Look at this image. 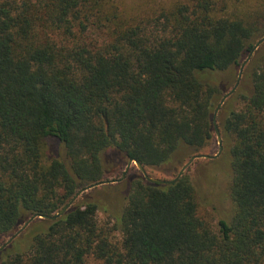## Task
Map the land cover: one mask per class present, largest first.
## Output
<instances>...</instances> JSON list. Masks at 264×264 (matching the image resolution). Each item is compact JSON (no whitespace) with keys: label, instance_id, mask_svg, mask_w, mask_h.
Here are the masks:
<instances>
[{"label":"trees","instance_id":"16d2710c","mask_svg":"<svg viewBox=\"0 0 264 264\" xmlns=\"http://www.w3.org/2000/svg\"><path fill=\"white\" fill-rule=\"evenodd\" d=\"M263 36L264 1L245 16L217 0H179L128 19L110 0H0V235L56 214L104 181L111 162L169 173L208 147L227 91L209 77L240 66ZM256 58L217 118L231 156L230 220L200 215L186 174L165 184L134 175L121 212L102 221L98 200L77 197L31 221L0 264H264V54Z\"/></svg>","mask_w":264,"mask_h":264},{"label":"rangeland","instance_id":"374dc122","mask_svg":"<svg viewBox=\"0 0 264 264\" xmlns=\"http://www.w3.org/2000/svg\"><path fill=\"white\" fill-rule=\"evenodd\" d=\"M117 6L119 13L124 18L137 19L144 16H150L162 7H168L179 0H110ZM220 4H225L226 12L230 15H249L262 6L264 0H217ZM259 41V40H257ZM259 52V53H258ZM264 52V41L251 53H249L242 61L240 66L230 68L224 72H217L210 75L209 78H217V82L221 83L227 90L223 96L232 90L235 86L237 90L245 79L246 71L251 72V68L247 70V66L254 56L258 59ZM261 55V56H260ZM248 79V78H247ZM234 90V91H235ZM218 118V115H217ZM58 149V148H57ZM56 148L54 150H57ZM219 151L217 133L212 143L195 153L187 156L180 165L173 171L163 172L156 168L146 167L149 175L164 179L173 178L181 167L195 154H209L214 156ZM224 147L219 156L214 158L198 157L186 168L183 174L191 179L195 189L199 204V213L202 217L209 219L213 224L217 225L219 219L230 220L234 203L230 192V181L232 177V167L229 164L230 154H223ZM225 153V152H224ZM228 155L229 157H227ZM128 165V160L111 162L108 166V173L105 180H112L107 183L96 185L92 188L83 190L78 198L83 200L85 197L91 196L99 201L101 211L100 219L107 220L112 213L121 212L127 202L129 193V182L134 175H143L137 165L133 163L125 177L124 171ZM107 209V211H103ZM113 215V214H112ZM116 236L118 233H115ZM11 235H0V246L5 244ZM84 264H104L93 257H88Z\"/></svg>","mask_w":264,"mask_h":264},{"label":"water","instance_id":"95a60500","mask_svg":"<svg viewBox=\"0 0 264 264\" xmlns=\"http://www.w3.org/2000/svg\"><path fill=\"white\" fill-rule=\"evenodd\" d=\"M264 41V36L256 43V45L254 46L252 52L258 47V45L260 43H262ZM236 86L230 90L228 93H226L223 98L221 99L220 103L218 104L217 106V109L215 110V113H214V126H215V129H216V133H217V138H218V144H219V151L216 155L214 156H211L209 154H195L193 155L189 160L188 162H186L182 167L181 169L178 171V173L173 177V178H170V179H164V178H159V177H153L151 175L148 174L147 170H146V167L138 160L136 159H133V158H130L128 160V165H127V168L126 170L124 171V174L123 176L120 178L123 179L126 175V173L128 172L129 170V167L132 165V163H135L137 165V167L139 168V170L143 173V176L150 182H153V183H162V184H165V183H168V182H172V181H175L176 179L180 178L184 171L186 170V168L193 162L194 159L198 158V157H205V158H214V157H217L219 156V154L222 152L223 150V138H222V135H221V132L219 130V127L217 126V115H218V112H219V109L220 107L222 106V104L224 103V101L226 100V98L228 96H230L234 90H235ZM112 180H106V181H101V182H97V183H94V184H91L89 186H87L86 188H83L81 189L72 199L71 201L67 204V206H65L63 209H61L59 212H57L56 214L54 215H47V214H34L33 216H31L30 218L27 219V221L21 226V228H19L16 232H14L11 237L9 238V240L0 246V249H2L3 247H5V245H7L11 240H13L23 229H25L27 227V225H29V223L31 221H33L36 217H40V218H46V219H53L61 214H63L67 208L76 200V198L79 196V194L85 190V189H89V188H92L96 185H99V184H102V183H107V182H110Z\"/></svg>","mask_w":264,"mask_h":264},{"label":"bare ground","instance_id":"6f19581e","mask_svg":"<svg viewBox=\"0 0 264 264\" xmlns=\"http://www.w3.org/2000/svg\"><path fill=\"white\" fill-rule=\"evenodd\" d=\"M133 164V163H132Z\"/></svg>","mask_w":264,"mask_h":264}]
</instances>
